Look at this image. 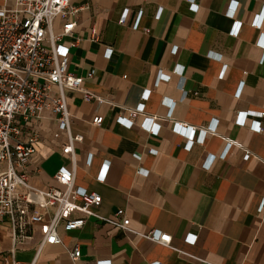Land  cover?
<instances>
[{"label": "crops", "instance_id": "crops-1", "mask_svg": "<svg viewBox=\"0 0 264 264\" xmlns=\"http://www.w3.org/2000/svg\"><path fill=\"white\" fill-rule=\"evenodd\" d=\"M72 5L86 8L66 39H78L68 70L98 101L66 93L71 134L80 138L72 158L61 153L67 141L63 133L54 138L55 123L25 132L38 137L27 166L32 186L57 188L56 171L74 164L76 185L100 196L82 228L61 233L67 248L81 251L76 264H264V0ZM139 103L144 111L132 128L116 122ZM120 209L128 231L99 219ZM152 230L169 234V245L145 237ZM27 236L11 252L10 225L0 222V264H72L62 245L38 251L37 227Z\"/></svg>", "mask_w": 264, "mask_h": 264}, {"label": "built area", "instance_id": "built-area-1", "mask_svg": "<svg viewBox=\"0 0 264 264\" xmlns=\"http://www.w3.org/2000/svg\"><path fill=\"white\" fill-rule=\"evenodd\" d=\"M84 8L73 6L72 0H0V222L7 221L10 225L11 252L29 238L26 237L29 229L37 227L38 251L45 245H62L72 264L79 260L81 251L77 245L67 248L61 233L82 228L85 219L95 215L93 209L100 205V196L76 185L74 164L70 169L61 166L56 171L53 179L57 188L45 190L32 186L27 166L35 159L38 137L26 133L25 128L39 121L55 123L54 138L63 133L67 141L61 153L72 158L73 145L80 138L71 134L66 93L78 92L85 102L98 101L84 90L85 79L68 70L70 46L78 39L72 43H66V39L72 38L78 13ZM190 8L194 10L196 6ZM127 15L124 10L121 24L126 22ZM175 51L174 47L171 52ZM111 55L112 49H106L105 58ZM85 77L92 78L93 72ZM148 95L144 91L142 101ZM143 111V104L139 103L129 117L118 116L116 122L132 128L134 118ZM152 120L146 118L142 122V128L149 133L154 131ZM101 122L99 116L91 120L96 126ZM257 128L260 131L259 124ZM232 144L229 141L225 145L222 157ZM248 157L246 153L244 160ZM105 171L106 168L100 179ZM99 219L118 230L128 231L130 224L123 209ZM145 237L166 246L171 241L169 234H156L153 230ZM10 264L25 263L11 260ZM95 264H111V261Z\"/></svg>", "mask_w": 264, "mask_h": 264}]
</instances>
